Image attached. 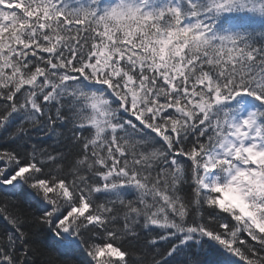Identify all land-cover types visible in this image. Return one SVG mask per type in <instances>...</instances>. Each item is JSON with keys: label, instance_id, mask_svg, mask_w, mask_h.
I'll use <instances>...</instances> for the list:
<instances>
[{"label": "snow or ice", "instance_id": "1", "mask_svg": "<svg viewBox=\"0 0 264 264\" xmlns=\"http://www.w3.org/2000/svg\"><path fill=\"white\" fill-rule=\"evenodd\" d=\"M0 264H264V0H0Z\"/></svg>", "mask_w": 264, "mask_h": 264}]
</instances>
